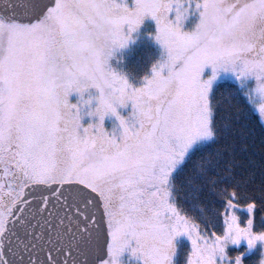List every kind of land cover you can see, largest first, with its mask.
Segmentation results:
<instances>
[{
	"label": "snow or ice",
	"instance_id": "6c2138e0",
	"mask_svg": "<svg viewBox=\"0 0 264 264\" xmlns=\"http://www.w3.org/2000/svg\"><path fill=\"white\" fill-rule=\"evenodd\" d=\"M146 16L134 85L109 60ZM261 223L264 0H0V264H242Z\"/></svg>",
	"mask_w": 264,
	"mask_h": 264
},
{
	"label": "rangeland",
	"instance_id": "374dc122",
	"mask_svg": "<svg viewBox=\"0 0 264 264\" xmlns=\"http://www.w3.org/2000/svg\"><path fill=\"white\" fill-rule=\"evenodd\" d=\"M147 30L151 31L152 33L148 34ZM143 32H146L147 35L149 37H151V39L153 40V42L156 44V46L158 47V49H160V52H162L161 46L158 44V42H156L154 40L153 34L155 32V22L151 17L146 16L142 22V24L139 26V28L132 33L134 40L130 41L128 46L133 43L137 36L139 34H144ZM127 46V47H128ZM122 48L119 49L115 52V55L110 58L109 63L110 65L113 66V68L117 69V70H121L120 69V65L117 63L119 60V54L120 52H122L123 50H126V48ZM161 58V57H160ZM159 58V59H160ZM111 60L113 61L111 64ZM151 70V69H150ZM218 71V75L216 76L215 80L213 81V84L218 80V79H231L235 81V78L233 76V74L231 72H225L222 69L217 70ZM151 74V71L149 72L148 75ZM212 74V68L210 65H206L203 72H202V78H207L209 75ZM131 83H133L134 85H138L139 83L142 82V80H140V82L138 81H131L129 80ZM236 82V81H235ZM76 99V94L73 93L69 96V100L70 101H75ZM128 109H125L123 111H127ZM114 118H109L106 117L105 118V127L106 128H110L112 126V120ZM89 120V118L87 116H85L82 120V123H87ZM245 223V222H244ZM242 226L244 224H241ZM223 231V230H222ZM222 234V232H220ZM177 240H181L182 242V246L187 248L188 246H190V242L188 241L187 237L184 236L183 234L177 238ZM225 254L228 258L230 259H234L235 256L240 255L241 256V261L242 264H259V261L261 260L262 257H264V241H256V243L253 246H249L247 243V240L244 238H241L240 241L238 243H232V242H228L225 244ZM121 261L122 264L123 262H127V264H141V262L137 259V258H129V253L125 252L122 254L121 256Z\"/></svg>",
	"mask_w": 264,
	"mask_h": 264
},
{
	"label": "trees",
	"instance_id": "16d2710c",
	"mask_svg": "<svg viewBox=\"0 0 264 264\" xmlns=\"http://www.w3.org/2000/svg\"><path fill=\"white\" fill-rule=\"evenodd\" d=\"M144 34H139L136 40L131 43L126 50L120 52L119 60H117L120 65L121 71H123L127 78L133 82L142 80V77L148 75L151 71V66L159 60L161 57L160 49L153 42L151 37L147 35L152 33V30H147L143 32ZM113 61L111 60V64ZM217 91H229L236 87V82L231 79H218L214 84ZM246 217L240 215V223L244 224ZM222 228L218 229L222 232ZM254 230H264V223L258 225ZM182 245L181 240H179Z\"/></svg>",
	"mask_w": 264,
	"mask_h": 264
},
{
	"label": "clouds",
	"instance_id": "9594fccd",
	"mask_svg": "<svg viewBox=\"0 0 264 264\" xmlns=\"http://www.w3.org/2000/svg\"><path fill=\"white\" fill-rule=\"evenodd\" d=\"M259 264H264V257L261 258V260L259 261Z\"/></svg>",
	"mask_w": 264,
	"mask_h": 264
}]
</instances>
